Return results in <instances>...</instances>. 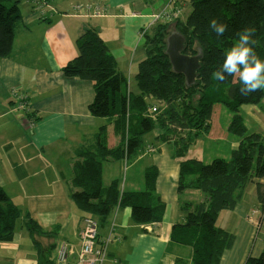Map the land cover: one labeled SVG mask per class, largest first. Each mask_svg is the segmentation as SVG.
Instances as JSON below:
<instances>
[{"label":"crops","instance_id":"obj_1","mask_svg":"<svg viewBox=\"0 0 264 264\" xmlns=\"http://www.w3.org/2000/svg\"><path fill=\"white\" fill-rule=\"evenodd\" d=\"M31 1L25 0L24 6L19 7L21 21L11 53L0 59V188L23 213L13 239L0 243V249L20 251L18 239L26 235L32 252L26 257L12 256L3 263L38 264V247L24 228L25 222L32 219L43 231L58 236L56 247L50 252L55 264H62L61 249L67 251L66 264H79L85 218L71 197L73 167L79 160L75 149L104 127L111 146H118L121 136L114 131L110 137L108 129L111 124L115 126L117 118H97L91 114L93 84L65 76L64 68L79 56L78 39L90 29L99 30L118 69L128 79L129 92L137 94L138 66L146 58L145 35L157 24L171 23L177 18L185 20L184 12L191 6L188 0H49L51 12L44 18L34 11ZM89 5L104 7L105 14L79 10ZM176 13L177 18L171 19ZM160 14L164 16L156 19ZM142 32H146L144 36ZM11 91L18 95H11ZM24 96L27 108L21 111ZM148 102L154 104L153 100ZM154 109L153 105L149 110ZM244 111L252 117L264 116L255 105L244 106ZM261 122H257L258 132L262 131ZM224 142L231 152L240 141L235 138ZM161 151V147L148 142L128 160L104 162V185L120 180L122 190L126 191H143L146 170L155 166L159 172L156 192L166 204L163 221L149 224L136 223L131 208L116 207L107 225L99 229V239L107 247L104 264H176L178 260L191 263L190 248L172 242L171 234L175 225L186 222L184 206L189 205L196 213L205 210L206 196L200 191L197 193L202 195L179 193V162L173 161L163 178L154 161ZM123 169L127 175L122 180ZM249 191L235 210L219 215L218 226L236 237L220 264H245L250 255L258 257L264 250V240H257L259 236L264 238V211L260 210L255 187ZM193 196L203 200L197 211L192 208ZM52 242L46 238L41 243L47 246Z\"/></svg>","mask_w":264,"mask_h":264},{"label":"trees","instance_id":"obj_2","mask_svg":"<svg viewBox=\"0 0 264 264\" xmlns=\"http://www.w3.org/2000/svg\"><path fill=\"white\" fill-rule=\"evenodd\" d=\"M18 0H0V57L10 55L15 33L21 21ZM191 12L185 20L157 24L145 35L146 58L138 66L139 93L129 92L128 79L118 69L110 48L99 30L90 29L78 41L79 56L64 68L70 78L89 81L95 98L90 112L97 118H117L115 132L121 136L118 146H111L106 128L87 143L75 149L77 160L73 167V202L84 218L98 220L99 227L107 225L116 207L131 208L133 220L139 224L161 223L166 204L156 192L158 169L146 170V188L126 191L121 181L104 185L103 164L108 160L132 158L141 148L143 137L161 129L158 139L172 141L180 161L179 193L193 190L206 196V209L193 212L185 205L186 222L173 227L171 241L190 248V264H220L224 253L236 240L233 233L218 226L219 215L233 211L246 191L254 186L260 210L264 211V134L245 120L244 106H258L264 112V90L242 95L238 77L229 76L221 82L213 73L220 70L225 54L239 39L245 28H254L258 41L256 53L264 59V0H190ZM227 25L222 37L209 28L211 20ZM173 32L185 38L183 54L202 53L200 70L194 85L188 86L182 74L173 71L167 54V39ZM154 101L155 109L148 100ZM227 107L233 117L227 131L237 136L239 146L231 157L217 158L205 164L198 159H185L189 149L203 132L213 127L215 106ZM226 128V125H225ZM143 147V146H142ZM262 214V213H261ZM23 213L0 188V243H9ZM38 247V264H55L50 252L58 236L47 233L32 219L24 224ZM49 238L51 245H43ZM176 264H186L178 260ZM189 264V263H187ZM245 264H264L260 256L250 255Z\"/></svg>","mask_w":264,"mask_h":264},{"label":"rangeland","instance_id":"obj_3","mask_svg":"<svg viewBox=\"0 0 264 264\" xmlns=\"http://www.w3.org/2000/svg\"><path fill=\"white\" fill-rule=\"evenodd\" d=\"M18 1L19 2L17 4L21 8L24 6V3H26L25 0H18ZM188 2H190V0H188ZM190 12H191V8L185 11L184 12L185 17H187V15ZM161 14L159 15V17L161 16ZM176 14H179V13H176ZM5 58H8V57H0V59H5ZM11 95H14L12 91H11ZM232 117H233V113L227 107H223L221 104H217L215 106V112L213 113V127H212L211 132L202 133V135L197 139L196 143L189 149L185 159H198L204 162L205 164H208L217 158L229 159L231 157V152H229L228 145L224 141L225 139L228 141L235 140V138L238 139L237 136L227 131V126L230 123V119ZM245 120L247 121L249 126L250 125L255 126L258 124L257 122L262 121L261 129L264 134V116L259 117L258 115L254 114L252 117V115L249 114L246 116ZM31 123L34 125L33 122ZM225 125H226V128H225ZM108 129H110V137L114 136V131H115L114 124L109 125ZM162 132L163 131L159 128V129L154 130L152 133H149L146 136H144L142 140V146H144L145 144H148V142H153L157 147L162 148V151L155 156L156 158H154V161L160 167L162 175H163L162 177L165 178L167 173L171 170V165L173 164V161L180 163L182 159L177 157L176 151H175V145L172 141H160L158 139L159 133L162 134ZM126 175H127V171L125 172L123 169L121 179L123 180L124 177H126ZM247 191H248L247 195L249 196V193H250L249 189ZM189 192L196 193V195H199L202 193V192L197 193V191H193V190H189ZM249 201L250 200L248 199V202ZM202 203H203V200L201 199L200 196H193V200H192L193 210L197 211V209L203 205ZM28 239L29 238L26 235L20 236L18 240H20L21 249L18 252H17V249L7 250V249L1 248L0 249V257H1L0 264L7 263L9 258H11L12 256L19 255V256L26 257V254L31 253L32 251L30 249H32V247H29L28 245H32V244L31 242L28 244L27 242ZM261 239L264 240V238H262L261 236L257 238V240H261ZM255 244L257 245V243ZM255 244H254V247H255Z\"/></svg>","mask_w":264,"mask_h":264},{"label":"clouds","instance_id":"obj_4","mask_svg":"<svg viewBox=\"0 0 264 264\" xmlns=\"http://www.w3.org/2000/svg\"><path fill=\"white\" fill-rule=\"evenodd\" d=\"M209 28L217 37H222L228 30L226 24L218 23L216 19L210 21ZM255 31L254 28L243 29L238 41L226 52L220 70L213 73L214 78L221 82L229 76L234 80L238 77L242 83V95L264 90V59L255 51L254 46L258 44L254 39Z\"/></svg>","mask_w":264,"mask_h":264},{"label":"built area","instance_id":"obj_5","mask_svg":"<svg viewBox=\"0 0 264 264\" xmlns=\"http://www.w3.org/2000/svg\"><path fill=\"white\" fill-rule=\"evenodd\" d=\"M35 5L34 11L41 17H47L51 12V6L49 5V0H32L31 1ZM84 13L90 14L93 13L95 15H103L105 14V9L102 6L97 5H89L85 8H79ZM158 16L156 19H160ZM177 18L176 15H172L171 19ZM146 32H142L141 36H144ZM15 95H18L14 91ZM20 110L23 111L27 108V97L21 98ZM152 151V150H151ZM99 223L98 220L93 217H87L84 219V226L80 233V238L82 242V250L79 255V264H104L107 258V247L101 243L99 239ZM66 249H61L59 253V261L62 264H66Z\"/></svg>","mask_w":264,"mask_h":264},{"label":"water","instance_id":"obj_6","mask_svg":"<svg viewBox=\"0 0 264 264\" xmlns=\"http://www.w3.org/2000/svg\"><path fill=\"white\" fill-rule=\"evenodd\" d=\"M184 46L185 38L183 36L177 32L170 34L167 39V54L170 58L173 71L184 75L187 85L192 86L197 80V73L201 67L202 53L199 52L195 56L185 55L183 54Z\"/></svg>","mask_w":264,"mask_h":264}]
</instances>
